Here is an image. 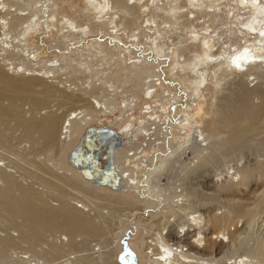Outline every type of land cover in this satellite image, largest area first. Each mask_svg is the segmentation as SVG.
<instances>
[{"label":"bare ground","instance_id":"obj_1","mask_svg":"<svg viewBox=\"0 0 264 264\" xmlns=\"http://www.w3.org/2000/svg\"><path fill=\"white\" fill-rule=\"evenodd\" d=\"M81 1L82 9H75V3H69L70 7L63 9V0H0V57L7 72L57 83L38 90L30 83L10 81L7 88L4 85H8V79L2 72L4 78L0 82L7 80L3 82L2 91L13 103L8 108L0 106V128L10 115L15 114V119L19 116L12 113L19 101L26 102L38 112L52 102L60 106L70 105L62 114L54 111L39 118L18 117L16 120L23 123L29 136L32 130L40 131L49 146L56 143L57 135L65 134L70 150L79 143L88 127L109 126L117 130L124 137L123 145L115 150L114 159L121 174V185L115 189L92 182L68 160L70 164L62 176L57 173L54 177H61L62 185H58L60 181L55 184L59 193L57 197L63 201L59 209H54L44 202L34 203L36 194H29L27 188L18 196L24 195L25 199L15 200L9 191L15 188L16 179L9 173L0 172V183H4L0 186L4 221L13 223L14 229L20 231L16 238L0 240V264H52L58 260L64 251L62 243L52 244L47 250L31 246L32 242H42L45 228L63 233L66 244L70 245L73 238L70 239L68 234L102 231L93 218L81 214L92 210L95 201L102 203L99 205L102 215L109 213L104 212L103 204L106 203L114 207L112 213L118 208L130 209L121 218L127 224L124 223L121 230L132 226L128 231L127 245L133 251H140L137 260L143 264H264V238L260 237L261 240L258 238L254 243L245 240L252 234L256 220L247 219L240 228L229 229L227 221L231 223L233 219L230 214L243 212L239 206L230 207L223 216L211 217L208 226L216 230L208 237L202 230V217L195 216L196 210L188 212L185 209L187 221L178 226L184 235L196 230L187 248L188 245L181 242L172 244L163 235L166 224L154 235L145 237L143 250L132 238L140 232L138 215L146 214L151 207L156 210L159 206L161 211L158 213L164 217L167 212H171L169 217H172L183 211L187 195L181 190L167 196L162 192L165 187L159 185L160 175L162 171L170 170L175 162L179 163L180 157L187 152L191 151L194 156L211 153L208 146L212 145L214 134L209 128L212 122L208 117L218 109L220 104H216V99L230 78L241 76L239 84L243 92L240 103L233 114L219 109L217 112L222 116L216 123H248L260 114L258 105H253L250 100L256 94L264 102V0ZM39 26L53 37L49 42L52 52L44 51L43 54L26 41ZM164 72L172 77L165 78ZM253 81H256L254 89L249 86ZM175 83L183 87L180 92L184 100L170 87ZM228 96L222 101L229 100ZM80 102L81 105L77 106ZM102 117L107 119L106 124L91 125ZM136 120L140 122L138 126ZM139 136L148 138L142 143L143 148L134 141ZM224 140L225 144L234 141L232 137ZM244 165L230 167L234 169L230 175L232 179L237 177L246 186L259 174L264 180L260 164L253 169L251 164ZM226 172L225 177L229 170ZM139 175L143 176L142 184L136 185L141 180ZM67 186L78 195H70ZM129 189L134 192H126ZM140 193L147 196L139 198L142 197ZM68 198L77 204L69 202ZM176 198L181 202L177 203ZM113 202L123 207L117 208ZM15 215L24 218L23 223H15ZM258 225L264 230V222ZM23 242L31 245L19 252L14 250ZM12 249L13 254H10ZM117 249H113L115 256L120 252ZM148 249H152L151 252ZM127 256H122L123 260L131 261ZM66 260H70L69 257Z\"/></svg>","mask_w":264,"mask_h":264},{"label":"rangeland","instance_id":"obj_2","mask_svg":"<svg viewBox=\"0 0 264 264\" xmlns=\"http://www.w3.org/2000/svg\"><path fill=\"white\" fill-rule=\"evenodd\" d=\"M69 3H75L74 4L75 9L77 8L82 9L84 7L81 0H65V1L63 0L61 4L62 8L68 9V7H70ZM29 36L26 41H28V43L32 45L34 48L36 49L38 48L39 51L43 52V54L44 51L47 53L52 52L51 50H49L50 49L49 42L51 39H53V37H51L50 34L46 33L43 27L39 26V29L36 28L34 32H31V34H29ZM0 69L2 70V72L9 81L25 83V84L30 83L35 85V87L38 90L46 85H51V84L57 85V83H53L55 81L50 83V81H46L42 79L41 80L35 78L30 79L28 76H24L22 74L14 75L12 73H8L5 66L3 65V60H1V57H0ZM164 73H165L164 76L165 78L170 79L172 77L170 73L167 72ZM178 80L181 82L180 79ZM80 81H82V79L78 81L79 85L81 84ZM176 81L177 79H175V82ZM240 81H241V76H238V77L230 78L228 83L224 84L223 87L225 89L218 94V98L216 99V104L218 103L220 105H218V109L217 108H216L217 110L214 109L210 117H208L209 120H211L212 122L209 123V128L213 129L212 134H214L212 135V145L208 146V148L210 147L209 149L211 150V153L208 152L207 154V152H204L201 155L204 154L205 155L201 157V155L194 156L191 151L189 153L187 152L180 157L181 160L179 163L175 162L172 165L171 167L172 170L170 169V170L162 171L159 179L160 180L159 185L162 184V186L165 187L164 191H162L163 193H165L167 196L169 194L170 196V193L172 195L175 192H179L182 190L187 195L185 198L186 204L183 206L184 208L182 209L184 212L181 211L177 216H172V217L171 216L169 217V214L171 212H167L164 213L166 215L164 217V215L161 214L159 215L158 212L161 210L158 209L159 207L158 206L156 210L151 207L150 209L147 210L146 214L143 213V215H138V221L142 228L140 227V232L134 234V237L132 236V238L134 239V242H136L140 246L141 250H143L146 246L145 237L154 235V233H156V231L159 230V228H162L164 224H166V227L162 230V233L167 239L170 240L172 244L181 242L182 244L188 245V242L193 240L192 234H195L196 230L194 231L191 230L190 233L192 234L184 235V231L181 229V227H179L180 226L179 224L185 223L184 221H187V217H186L187 213L193 210L197 211L195 213V216L200 215L202 217V223L204 225V228L202 230H204V233L207 235V237L211 236L215 227H213L211 224L210 225L212 227L208 226L209 223H211L209 219H211V217H213L214 215H219V216L225 215L229 210V208L232 206L241 207L243 209V212L240 213L239 215L234 213L230 214V218L233 217V219H231L232 221L231 223L230 220L227 221L229 229L233 231L234 227L240 228L244 220L255 219L256 225L253 224L252 226L253 232L245 240L254 243L258 240V238L260 240L262 237L264 238V230L258 225L264 222L263 178H261L259 174L248 186H246L243 185L240 182V180H238L237 177L235 180L232 179V177L230 176L234 171V169L230 167L232 166L240 167L242 164H245L244 166L246 165L250 166L251 164L250 168L252 169L256 167V165L260 164L262 166L261 170L264 171V102L256 94H253L251 96V100H250L251 103L253 105L254 104L258 105L257 107L260 108V114L254 121H250L248 123H242V122L231 123L230 125L228 123H220V124L216 123L217 121H219L218 117L220 119V117L222 116L219 112H217L219 109H220L219 111L226 109L231 114H233V112H236V107L240 103V98L242 95L241 93L243 92V89L239 84ZM255 83L256 81L251 82L249 85L250 88L254 89L256 86L254 85ZM3 87H4L3 85H0V95H2V97H0V106L4 108H8L11 107L10 105H12L13 101L8 96H4L5 92L2 91ZM170 87H172L181 94V98H180L181 100L185 99L183 93L180 92V89L181 88L183 89L180 83L179 84L175 83V85H172ZM12 89L13 87H11L10 89L11 91H9L8 93L12 92L13 91ZM225 96H228L229 100L222 101V99L225 98ZM81 103L82 102L76 105L77 106L81 105ZM69 106L70 105L60 106L59 104H57V102H52L49 107L45 108L46 110L43 109L38 112L36 110L33 111V109H31L29 104H27L26 102L19 101L17 103V107L13 110L14 112L12 113H17L16 115H19L16 116V119L18 117L20 118L24 117L26 119H30V117L39 118L48 112L55 111L59 114L65 113ZM142 111L143 109L140 111L141 112L140 115H142ZM12 115L13 116L10 115L8 117L7 122L1 124L2 126L0 128V130L2 131V132L0 131V158H1L0 172L11 174L12 177L17 181V182L14 181L13 184L15 185V183H17L16 184L17 186L15 185V188L13 189L10 188L12 191L10 190L9 194H11V196L14 197L15 199L21 195L23 189L27 188L28 190H30L29 194L30 193L32 195L36 194L35 195L36 198L33 197L34 203L36 202V204L37 203L40 204L41 202H44L45 205H47V207L50 206V208L55 207L54 209H59L61 202L63 201H61L59 197H57L59 193L56 191L58 187L56 186L55 183H58L60 181L58 185H62V182H61V177L58 178H54V177L57 173H58L57 175L61 174L60 176H62V173L66 171V167L68 168V163H69L68 153H70V151L72 150L69 149L71 147L67 144V141L64 138L65 134L57 135V139L59 141L57 140L56 143L51 144L49 146V143L46 141V139L42 137L40 131L32 130L31 135L29 136L28 133L27 135L25 132L26 128L23 127V123H20L18 120L15 119L14 117L15 114ZM106 120L107 119H105L104 117L100 119L97 118L94 120V123L93 122L91 123V125H95L97 123L103 125L107 123ZM139 124H140L139 120H136V125L138 126ZM225 124L227 126H225ZM58 133H60V130ZM227 137L230 138L232 137L234 141H232L229 144L223 143V140L226 139ZM138 139L134 141H136L137 144L143 148V146L141 145L146 140H148V138L139 136ZM156 155L159 156V154ZM38 166L39 167L41 166L42 169L39 168ZM227 170H229V175L225 177ZM221 172H223V174H220ZM43 176L45 177L44 179ZM142 178L143 176L139 175V179L141 180H139V183L137 182L136 185L142 184ZM52 179H54L53 183H52L53 181ZM55 179L57 181H55ZM48 183L52 185L50 186L48 185ZM3 184L4 183L1 182L0 186H3ZM53 184H55V187L53 186ZM27 186L30 187L28 188ZM49 187L52 189V191L51 189L49 191ZM66 188L70 193V195L77 194V192L74 191L72 188L68 186ZM123 188H124V184L122 189ZM53 189L57 192V195ZM126 192L133 193L134 191L133 189H129ZM144 195L140 193L139 196L142 197L139 198H144ZM146 196L147 195H145V197ZM68 199L69 202L74 201L73 203L77 204V201L75 203L74 199L71 200L70 198ZM107 201L108 200H106V202ZM175 201L177 202V198L175 199ZM100 203L101 202L99 201L93 202L92 210L85 212L83 211L81 212V214H83L84 217L86 218H93L96 221V224L98 225L100 224L102 231L88 230L85 231L84 233L71 234L70 236L68 234V237L70 239L71 238L74 239V242L72 239V244L70 245L69 243L66 244L67 239L65 238V235L63 233H61L60 231H58L57 233L50 229L45 228L43 231L44 239L41 240L42 242H39L37 244L36 243L33 244L32 242L31 243L32 245L30 244V242L19 243L15 246L14 250L19 252L30 245L35 247L37 250L40 249L47 250L52 244L62 243L64 245L63 247L64 251H62L63 253L61 252L59 254V257L57 258L58 260L53 261L52 264L55 263L77 264V262L79 261L80 264L84 262L86 263V261L87 264L88 262L89 264L90 263L91 264H120V263L143 264L142 262H140L141 260L140 261L137 260L140 259L138 258V256L140 255V251H137V249L133 251L127 245V242L129 240V238L127 237L128 231L131 230L129 228L130 227L132 228V226L129 225V227L128 226L126 227L127 228L126 230H121L122 229L121 226L124 225V223L125 225H127L124 220H121V218H123L124 212L129 211L130 209L127 208L122 210L121 208H118V207H123L120 203L113 202L116 203L118 210L112 213L114 207L112 206V204L106 203L103 204L104 212L109 211V213L102 215V213H100L101 208H99ZM80 204L81 203H79V205ZM162 206L164 207L165 204ZM185 209L188 212L187 211L185 212ZM4 211L5 210L3 209V207L0 206V213L2 215L4 214ZM2 215H0V240L5 237H11V238L18 237L20 231L17 228L14 229L15 227L12 226L13 223L11 222H9L11 223L10 224L11 227H10L8 221L5 220L7 221L5 222L4 215L3 217ZM5 215H7V212ZM16 216L17 215H15L14 222L19 224L23 223L24 218L16 217ZM236 221H239L238 224L237 225L233 224ZM204 222H206L207 224ZM29 225L30 222L27 224V227H29ZM143 227H146L144 229L145 231H143ZM178 230L180 231V233H178ZM142 231L144 232V235L142 234ZM142 237H144L143 240ZM22 245H24L25 247ZM187 247H189V245L185 246V248ZM1 248L2 246L0 245V249ZM115 248L116 249L119 248L117 250H120L121 252V253L119 252L118 256H115V250H113ZM14 250L13 249L10 250L9 253L13 254L12 251ZM151 250L152 249H148L149 252H151ZM111 253L112 255H110ZM121 255L122 256L128 255L127 259L129 260L130 258L131 261L128 262L127 260L126 261L123 260V257ZM68 257L71 261L66 260V258ZM74 260L76 261L78 260V261L76 262ZM92 260L93 262H91ZM104 260L106 261V263L104 262Z\"/></svg>","mask_w":264,"mask_h":264},{"label":"water","instance_id":"obj_3","mask_svg":"<svg viewBox=\"0 0 264 264\" xmlns=\"http://www.w3.org/2000/svg\"><path fill=\"white\" fill-rule=\"evenodd\" d=\"M0 69V81L4 78ZM4 81L0 82L2 85ZM9 80L8 86L9 87ZM7 87V88H8ZM124 143V137L109 126L88 127L79 143L70 151L68 160L79 169L82 175L92 182L119 188L121 174L114 163V151ZM25 196L16 198L20 201ZM38 219L41 220L40 215Z\"/></svg>","mask_w":264,"mask_h":264},{"label":"flooded vegetation","instance_id":"obj_4","mask_svg":"<svg viewBox=\"0 0 264 264\" xmlns=\"http://www.w3.org/2000/svg\"><path fill=\"white\" fill-rule=\"evenodd\" d=\"M117 147H118V146H117ZM117 147H116V148H117ZM116 148H115V150H116ZM114 159H115V151H114ZM114 163H115V162H114ZM107 186H108V185H107ZM109 187H110V186H109Z\"/></svg>","mask_w":264,"mask_h":264}]
</instances>
